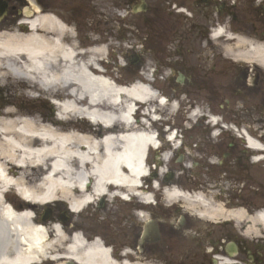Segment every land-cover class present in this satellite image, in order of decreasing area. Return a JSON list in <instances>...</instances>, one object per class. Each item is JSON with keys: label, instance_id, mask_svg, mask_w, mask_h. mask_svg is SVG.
<instances>
[{"label": "flooded vegetation", "instance_id": "af4514ba", "mask_svg": "<svg viewBox=\"0 0 264 264\" xmlns=\"http://www.w3.org/2000/svg\"><path fill=\"white\" fill-rule=\"evenodd\" d=\"M51 16L79 57L106 49L105 75L153 73L171 102L215 120L191 126L176 113L170 159L153 158L128 201L77 216L53 206L51 225L64 218L67 237L99 241L118 264H264V150L244 139L264 148V18L239 0H0V35L50 40ZM227 37L258 55L238 57Z\"/></svg>", "mask_w": 264, "mask_h": 264}, {"label": "bare ground", "instance_id": "6f19581e", "mask_svg": "<svg viewBox=\"0 0 264 264\" xmlns=\"http://www.w3.org/2000/svg\"><path fill=\"white\" fill-rule=\"evenodd\" d=\"M51 20L45 36L50 40L0 35V86L16 83V93L32 101L59 100L62 111L59 119L53 112L42 118L11 107L0 113V264H118L99 241L89 244L79 233L67 237L59 225L44 226L33 218V206L62 200L78 213L98 199H125L123 192H134L147 174V149L151 153L159 143L152 129L132 127L131 116L134 106L145 109L160 98L151 86L125 88L100 74L96 65L106 49L95 46L78 57L65 44L70 30ZM240 53L256 57L259 49ZM175 108L165 103L160 111ZM87 123L98 130H86ZM11 189L25 201L10 205L5 192Z\"/></svg>", "mask_w": 264, "mask_h": 264}, {"label": "rangeland", "instance_id": "374dc122", "mask_svg": "<svg viewBox=\"0 0 264 264\" xmlns=\"http://www.w3.org/2000/svg\"><path fill=\"white\" fill-rule=\"evenodd\" d=\"M264 3V0H260ZM252 7H254L256 9V13L257 15H259L260 17L264 18V12L261 11L260 9H258L257 7H255V5H251ZM240 7L242 8V10H246V13L248 12V9L245 5L244 2L240 3ZM119 78V77H118ZM117 78V79H118ZM120 79V78H119ZM124 81L127 80V77L123 78ZM130 82V81H129ZM11 83H6L3 86H0V89L2 88V91L0 92V113H2L3 109L6 106H11L13 109H16L20 112L21 115L23 114H31V115H37L38 117H42L44 118L45 115H47L49 112V108L47 109V107L45 105H43L42 101H40L39 99H35V100H29L27 99V97L21 96L18 93H16L17 91L19 93H21L19 87L16 85V83H14V86H9ZM124 84H129V83H124ZM159 92L164 91L163 88H156ZM9 96H12V100H6L9 99ZM49 104V103H48ZM50 106V104H49ZM23 110H34L31 113H27L26 111ZM23 111V112H22ZM1 115V114H0ZM169 120V118H168ZM152 156H150L149 158V163L152 162ZM10 200L11 203H13L14 205H16L18 203V200H14L11 196L8 198ZM37 207V206H36ZM44 213V210L41 209V214ZM46 226V225H44Z\"/></svg>", "mask_w": 264, "mask_h": 264}, {"label": "water", "instance_id": "95a60500", "mask_svg": "<svg viewBox=\"0 0 264 264\" xmlns=\"http://www.w3.org/2000/svg\"><path fill=\"white\" fill-rule=\"evenodd\" d=\"M43 219L46 220V217H44Z\"/></svg>", "mask_w": 264, "mask_h": 264}]
</instances>
